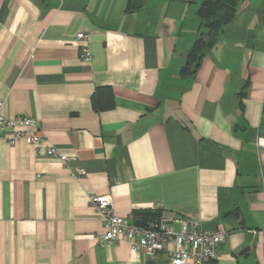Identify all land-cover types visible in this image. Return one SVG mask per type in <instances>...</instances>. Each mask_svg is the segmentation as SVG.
<instances>
[{
    "label": "crops",
    "instance_id": "0c3cea01",
    "mask_svg": "<svg viewBox=\"0 0 264 264\" xmlns=\"http://www.w3.org/2000/svg\"><path fill=\"white\" fill-rule=\"evenodd\" d=\"M203 1L0 0V115L44 134L40 155L0 140V264H172L104 244L93 194L126 222L152 209L224 231L208 264H264V0H242L185 76ZM104 85L115 106L101 111Z\"/></svg>",
    "mask_w": 264,
    "mask_h": 264
},
{
    "label": "built area",
    "instance_id": "2783aa9c",
    "mask_svg": "<svg viewBox=\"0 0 264 264\" xmlns=\"http://www.w3.org/2000/svg\"><path fill=\"white\" fill-rule=\"evenodd\" d=\"M76 40L83 42L80 51L81 60L84 63L91 62L93 55L89 47L90 35L81 31L76 35ZM0 140L11 145L24 141L33 146L35 153L40 155L44 134L33 116L4 117L0 115ZM44 153L58 157L64 162L69 158L52 145L47 146ZM71 173L79 177L83 169L74 167L71 168ZM90 203L105 228L102 236L104 244L114 245L126 239L132 248L144 250L148 255L156 256L159 253H165L172 264L187 262L208 264L218 258L221 244L225 240L224 231L204 230L197 223L183 217L161 215L150 219L145 224L126 222L124 217L115 211L110 194H93L90 197Z\"/></svg>",
    "mask_w": 264,
    "mask_h": 264
},
{
    "label": "trees",
    "instance_id": "16d2710c",
    "mask_svg": "<svg viewBox=\"0 0 264 264\" xmlns=\"http://www.w3.org/2000/svg\"><path fill=\"white\" fill-rule=\"evenodd\" d=\"M241 1L204 0L200 4L198 14L202 23L181 69L183 75L196 74L208 50L215 44L219 32L236 18ZM143 3L144 0H129L127 9L129 11L138 9L143 6ZM92 104L95 109L101 111L113 108L115 101L112 87L110 85L99 86L93 93ZM135 215H137V223L145 224L161 214L151 209L135 211Z\"/></svg>",
    "mask_w": 264,
    "mask_h": 264
},
{
    "label": "water",
    "instance_id": "95a60500",
    "mask_svg": "<svg viewBox=\"0 0 264 264\" xmlns=\"http://www.w3.org/2000/svg\"><path fill=\"white\" fill-rule=\"evenodd\" d=\"M241 223H243V220L241 221ZM229 237H228V235H227V239H228ZM227 243H228V240H227Z\"/></svg>",
    "mask_w": 264,
    "mask_h": 264
}]
</instances>
